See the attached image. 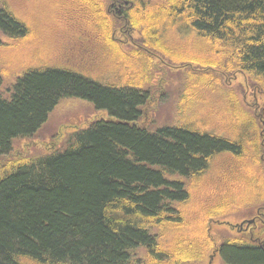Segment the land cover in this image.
Returning a JSON list of instances; mask_svg holds the SVG:
<instances>
[{"label":"trees","instance_id":"trees-1","mask_svg":"<svg viewBox=\"0 0 264 264\" xmlns=\"http://www.w3.org/2000/svg\"><path fill=\"white\" fill-rule=\"evenodd\" d=\"M52 1L86 19L112 79L24 70L0 95V158L63 99L108 119L65 148L0 167V264H206L211 250L225 264H264V241L214 246L208 227L236 204L264 211V0ZM10 3L0 0V33L26 41L33 27ZM172 70L184 75V118L150 130L143 110L163 101ZM195 109L201 118H188ZM212 173L222 178L219 205L189 215L194 185Z\"/></svg>","mask_w":264,"mask_h":264},{"label":"rangeland","instance_id":"rangeland-1","mask_svg":"<svg viewBox=\"0 0 264 264\" xmlns=\"http://www.w3.org/2000/svg\"><path fill=\"white\" fill-rule=\"evenodd\" d=\"M10 1L17 14L33 27L34 33L31 38L28 37L26 41L20 42H13L0 33V95L8 96L9 89L24 70L45 67V65L68 66L77 73L79 69L86 70L85 73L82 71L81 73L101 85L111 81L110 73L101 66L104 59L98 53L97 47L95 48V39L89 28L91 26L86 25V19H77L76 14L73 13L75 10L79 14L78 10L71 7L72 12L66 11L63 3H55L52 0ZM55 6L57 8L59 6V13H62V16L56 11ZM166 75L169 86L167 93L160 98H163V101L158 103L155 111L143 110L145 113L143 121L150 130L161 126H174L184 118H181L179 103L184 75L177 70L169 71ZM155 89L151 86V92ZM237 90L243 91L242 88ZM251 94L252 91L247 88L246 98L253 104L249 98ZM157 99L159 102L158 95ZM259 99L260 102L264 101L262 96ZM195 113L201 118L197 109L188 113V118ZM107 119L106 112L96 111L89 102L77 98L63 99L50 113L47 122L32 137L13 141L10 153L0 158V167L3 168L9 162L20 158L40 157L54 149L65 148L74 133L86 129L98 120ZM214 170L216 173L217 165ZM210 175L204 183L194 185L196 188H194L193 199L188 204L191 216L198 214L201 205L210 207L209 210L219 205L216 200L219 199L217 197L220 194L217 192L224 194L222 183L219 182L222 178L217 174ZM227 178L236 179V175L233 172L228 174ZM236 206L239 209L231 210L223 219L219 218L209 223V233L215 243L214 246H219L227 240L243 237L253 241H264V211L262 215H258V206L243 207L241 204ZM262 209L264 210V206ZM250 222L253 223L249 224ZM213 251L209 253L206 264H225L218 253L213 255ZM136 256L144 258L146 253L143 249H139Z\"/></svg>","mask_w":264,"mask_h":264},{"label":"bare ground","instance_id":"bare-ground-1","mask_svg":"<svg viewBox=\"0 0 264 264\" xmlns=\"http://www.w3.org/2000/svg\"><path fill=\"white\" fill-rule=\"evenodd\" d=\"M17 140V139H16ZM225 225H227V224H225ZM227 226H229V225H227ZM244 226V225H243ZM231 227H233V226H231ZM248 229V228H247Z\"/></svg>","mask_w":264,"mask_h":264},{"label":"water","instance_id":"water-1","mask_svg":"<svg viewBox=\"0 0 264 264\" xmlns=\"http://www.w3.org/2000/svg\"><path fill=\"white\" fill-rule=\"evenodd\" d=\"M253 222H250L249 224H252Z\"/></svg>","mask_w":264,"mask_h":264}]
</instances>
